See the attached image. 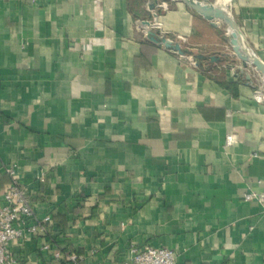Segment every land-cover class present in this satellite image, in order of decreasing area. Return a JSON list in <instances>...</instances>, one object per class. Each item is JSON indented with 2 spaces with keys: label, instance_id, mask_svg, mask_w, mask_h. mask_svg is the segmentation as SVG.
<instances>
[{
  "label": "crops",
  "instance_id": "0c3cea01",
  "mask_svg": "<svg viewBox=\"0 0 264 264\" xmlns=\"http://www.w3.org/2000/svg\"><path fill=\"white\" fill-rule=\"evenodd\" d=\"M147 1L0 0V200L14 164L56 238L8 243L18 264H74L57 246L77 264H123L146 246L173 249L175 264H264L263 208L244 199L264 183L258 81L234 72L237 58L194 66L149 41L231 52L221 19L158 0L147 24ZM205 1L264 61V0Z\"/></svg>",
  "mask_w": 264,
  "mask_h": 264
},
{
  "label": "built area",
  "instance_id": "2783aa9c",
  "mask_svg": "<svg viewBox=\"0 0 264 264\" xmlns=\"http://www.w3.org/2000/svg\"><path fill=\"white\" fill-rule=\"evenodd\" d=\"M32 5H37L40 0H22ZM158 0H148L145 7L148 11L150 6ZM154 7V8H155ZM166 36L165 34L161 33ZM192 65L198 66L197 59L190 57ZM248 71L258 81L254 97L259 102H264V75L253 65H249ZM257 75V76H256ZM233 143L232 135H227L226 146ZM5 173L10 178V183L0 200V264H18V260L13 256L8 248V243L12 241H22L30 235L40 234L45 242L42 249L48 250L56 244V238L52 229V218L47 216L40 218L36 212L35 205L28 194L26 187L21 183L17 166L14 164L4 166ZM246 201L256 200L263 208L264 213V183L262 191L249 192L244 196ZM57 259L65 262L77 264L81 257L76 253L69 252L64 247L57 246L54 253ZM177 255L173 249L164 247L146 246L144 248L132 247L127 260L123 264H175Z\"/></svg>",
  "mask_w": 264,
  "mask_h": 264
},
{
  "label": "water",
  "instance_id": "95a60500",
  "mask_svg": "<svg viewBox=\"0 0 264 264\" xmlns=\"http://www.w3.org/2000/svg\"><path fill=\"white\" fill-rule=\"evenodd\" d=\"M181 1L201 16L215 17L227 23L229 27L228 43L231 48V52L213 53L210 55L196 54L190 49L176 43L173 39L153 30L147 31V39L157 44L159 47H165L166 49L176 52L182 56L197 59L199 66H203V62L209 61L212 68L215 64L226 61L229 57L237 58L240 63L234 67V72L254 85V80L251 73L248 71V67L249 65H253L264 75V61L255 53V51L249 50L244 45L241 30L233 16L223 7L205 0ZM154 7L155 4L150 6L151 9Z\"/></svg>",
  "mask_w": 264,
  "mask_h": 264
},
{
  "label": "trees",
  "instance_id": "16d2710c",
  "mask_svg": "<svg viewBox=\"0 0 264 264\" xmlns=\"http://www.w3.org/2000/svg\"><path fill=\"white\" fill-rule=\"evenodd\" d=\"M146 1H147V0H146ZM147 14H148V17L145 18L144 21H145L147 24H150V22H152V21L155 19V16H156L155 8H153L151 11H148ZM197 61H198V60H197Z\"/></svg>",
  "mask_w": 264,
  "mask_h": 264
}]
</instances>
